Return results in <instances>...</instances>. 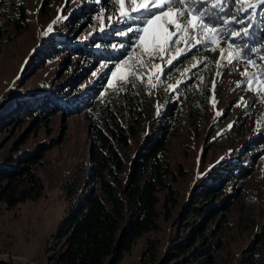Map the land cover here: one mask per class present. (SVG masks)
<instances>
[{"label": "rangeland", "instance_id": "1", "mask_svg": "<svg viewBox=\"0 0 264 264\" xmlns=\"http://www.w3.org/2000/svg\"><path fill=\"white\" fill-rule=\"evenodd\" d=\"M19 1L26 7L27 25L18 33L6 25L1 41L0 119L16 110L22 101L41 95L71 73L75 62L67 63L66 52L47 59L42 67L36 65L44 50L60 39L62 30L74 27L72 14L78 13L83 8L81 3L88 0H6L3 10L9 14ZM102 1L93 19L96 29L112 27L116 33L125 28L137 31L125 55L113 63L99 61L90 73L83 75L78 82L83 90L92 87V96L84 102L78 101L75 113L69 116L56 113L50 116L47 125L35 130L29 127L32 122L29 116L18 125L7 124L0 131V152L24 133L26 139L21 148L46 146L41 163L35 166L43 184L40 196L11 208L0 203V260L14 264H46L51 234L65 206L61 183L80 164L94 170L87 117L95 116L102 123L106 121L104 116L100 119L98 109L102 96L107 95L110 111L124 124L127 121L120 117L117 96L126 85L133 90L139 117L134 132L128 135L127 149L132 151L166 101L177 98L180 104L184 102L187 96L183 95L182 86L191 82L194 90L188 99L190 107L183 112L167 144L171 168L183 174L177 175L172 183L177 202L165 213L163 193L158 194V228L136 238L117 264H157L174 233L182 227L177 219L189 191L203 173L209 170L217 173L229 159L235 163L245 162L252 171L244 179L236 177L222 185L224 195L231 194L228 207L207 223L206 231L217 222L221 224L217 234L222 244L213 264H237L242 249L263 228L264 222V149L258 148L255 140L264 133V84L259 72L264 66L263 57L243 59L234 33L224 35L219 31V20L210 23L204 20L208 28L200 24L193 28L186 24L191 18L187 13L179 18L183 27L164 23L162 44L153 41L145 46L139 39L145 17L141 24L131 25L133 19L139 18V14L131 13L122 25L116 18L120 15V5L115 0ZM239 1L250 6L258 0ZM125 7L130 10L135 5L127 3ZM185 7L173 6L174 11ZM116 23L119 25L112 26ZM91 27V23L85 22L84 28ZM211 28L215 33L209 31ZM93 32L87 31L79 37ZM180 57L184 61L181 66H169ZM66 66L69 67L62 74ZM254 151L257 153L252 158ZM86 177L90 181L94 176ZM151 243H154L153 257L143 256L142 250ZM258 250V264H264V239L258 244Z\"/></svg>", "mask_w": 264, "mask_h": 264}, {"label": "trees", "instance_id": "2", "mask_svg": "<svg viewBox=\"0 0 264 264\" xmlns=\"http://www.w3.org/2000/svg\"><path fill=\"white\" fill-rule=\"evenodd\" d=\"M98 1V4L96 0L81 3L80 7L83 8L72 14L74 27L62 30L60 39L54 40L50 49L44 50L36 65L42 67L47 59L66 52L67 63L75 62L71 73L41 95L27 98L16 110L2 116L0 131L7 124L18 125L29 116L32 119L29 127L35 130L47 125L50 116L56 113L65 116L75 113V104L92 96V87L83 90L81 82H78L83 75L90 73L99 61L113 63L125 55L137 31L125 28L117 31V34L112 27L96 29L93 19L97 7L103 3L102 0ZM214 2L209 0L208 3L201 2L194 7L206 13L205 21L210 23L219 20V31L224 35L235 33L243 59H258L260 55L264 60V51H261V45H264V4L258 0L247 6L239 0H222L220 6L213 8ZM6 3V0H0V47L7 31L6 25H10L15 33L27 25L24 3H16L9 14L3 10ZM42 11L45 12V9ZM91 14L93 17L90 22ZM119 16L116 17L117 22ZM138 16L131 25L141 24L146 14L139 13ZM126 21L125 18L118 23L125 25ZM85 22L91 23L92 27L84 28ZM118 25L116 23L112 26ZM87 31L94 32L79 37V34ZM182 60L181 57L174 59L169 66H181L184 62ZM69 66H66L62 74ZM259 72L261 81H264V66ZM189 83L182 86L183 95L187 96L184 102L180 104L177 98L166 101L153 119V125L145 131L132 151L127 149L128 135L134 132L139 117L133 90L126 85L117 96L120 117L127 121L124 124L110 111L107 95L102 96L103 102L98 109L100 119L104 116L106 121L102 123L95 116L87 117L94 170L84 163L80 164L61 183L65 206L51 234L46 264H117L136 238L158 228V194L163 193L162 203L166 213L177 202L172 183L176 181L177 175H183L181 171L176 173L171 168L167 144L169 135L181 122L183 112L190 107L188 99H191L194 83ZM256 138L258 148L264 149V133ZM25 139L24 133L0 152V203L7 208L25 200L36 199L43 189L35 166L41 163L46 146L23 149L21 145ZM256 153L254 151L250 157H255ZM251 171V166L245 162L235 163L229 159L217 173L210 170L203 173L187 194L178 215L177 220L181 221L182 227L174 233L157 264H213L216 251L222 244L217 234L221 224L217 222L207 231L206 225L228 207L231 194L224 195L222 185L236 177L244 179ZM87 175L94 176L93 180L89 181ZM262 227L242 249L237 264H258V244L264 239V222ZM153 252L154 243H151L142 250V255L152 258Z\"/></svg>", "mask_w": 264, "mask_h": 264}, {"label": "snow or ice", "instance_id": "3", "mask_svg": "<svg viewBox=\"0 0 264 264\" xmlns=\"http://www.w3.org/2000/svg\"><path fill=\"white\" fill-rule=\"evenodd\" d=\"M115 2L120 5L118 22L125 18H130L131 13L146 14L141 29L143 34L139 37L140 42L145 46L150 45L153 41L162 44L165 39L163 33L166 31L164 23L176 25L177 28L183 27V25L179 23V18L184 17L186 13L191 17L186 21L187 26L195 28L197 24H200L208 28V25L204 23L206 13L194 6L201 2L208 3L209 0H115ZM245 2H247V0H245ZM127 3H131L135 5V7L128 10L125 7ZM260 3L264 4V0H260ZM176 4L186 5V7L174 11L173 6ZM221 4L222 0H215V2L212 3V7L216 8ZM162 18H164L163 22ZM49 31H51V26H49ZM129 31H132V29H129ZM209 31L215 33L216 30L211 28ZM44 34L47 35V33ZM205 39H207V37H205ZM202 42L203 41H198V43ZM249 62L251 63V61ZM261 83H264V81Z\"/></svg>", "mask_w": 264, "mask_h": 264}, {"label": "water", "instance_id": "4", "mask_svg": "<svg viewBox=\"0 0 264 264\" xmlns=\"http://www.w3.org/2000/svg\"><path fill=\"white\" fill-rule=\"evenodd\" d=\"M0 264H14V263L7 260H0Z\"/></svg>", "mask_w": 264, "mask_h": 264}]
</instances>
